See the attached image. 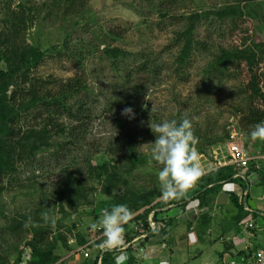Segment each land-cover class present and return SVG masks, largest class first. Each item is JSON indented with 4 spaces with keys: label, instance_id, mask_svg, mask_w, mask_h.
I'll list each match as a JSON object with an SVG mask.
<instances>
[{
    "label": "rangeland",
    "instance_id": "obj_1",
    "mask_svg": "<svg viewBox=\"0 0 264 264\" xmlns=\"http://www.w3.org/2000/svg\"><path fill=\"white\" fill-rule=\"evenodd\" d=\"M162 4L161 0H0V70L7 68L4 56L15 65L22 56L39 49L45 58L37 70H32L35 78L49 82L47 87L56 91L61 82L80 76L89 88L75 100L87 97L89 115L77 138L71 130L60 133L59 123L54 122L47 128L49 139L34 150L36 142L25 134L32 128L42 131L49 124L44 110L22 114V122L12 127L16 137L10 134V143L21 146L14 157L16 170L0 176V259L5 263H13L23 251V264H28L27 244L46 228L48 242L57 248L62 260L67 259L78 245L74 235L91 238L96 229L90 225L105 209L127 205L132 194L155 193L154 204H166L156 211L165 213L160 217L168 222L170 233L154 239L159 243L154 245L150 264H160L162 252H167L169 264H180L182 257L183 264L187 258L189 264H204L200 255L214 254L207 252L209 245L220 242L230 230H241L242 222L232 219L228 201L218 202L217 195L205 204L192 200L183 213L178 206L173 210L168 207L174 200L161 199L159 166L150 160L149 144L155 141L150 123L166 119L192 120L203 175L226 161L227 143L233 133L252 157H263L251 163L243 181L246 185L232 183L219 195L224 199L233 194L243 200L249 194L248 205L263 213L264 153L261 139L250 138L254 126L245 120L250 108L244 93L246 69L235 64L219 68L216 59L223 50L237 45L254 48L264 41V0L169 4L167 9L172 14L165 17L157 8ZM227 6L241 10L244 17L219 19L216 13ZM187 29H192L195 44L189 64L177 72L181 50L177 37ZM105 48H118L131 56L115 69ZM148 61H156L160 69L137 74L136 67ZM261 71L264 73V63ZM128 73H132L131 82L125 84ZM20 89L25 90L21 81L10 88V93ZM126 108H132L133 113L124 115ZM225 135L227 139L220 142ZM132 146L140 163L130 158ZM88 165H92L91 171ZM100 166L108 173L96 171ZM73 179L82 187L76 194L72 192L78 189L72 187ZM170 211L179 214L170 217ZM210 230L215 235H208ZM256 231L264 235V219L258 216ZM62 237L67 238L69 249ZM133 258L134 264H145L140 257ZM223 260L221 255L206 262L222 264Z\"/></svg>",
    "mask_w": 264,
    "mask_h": 264
},
{
    "label": "trees",
    "instance_id": "obj_2",
    "mask_svg": "<svg viewBox=\"0 0 264 264\" xmlns=\"http://www.w3.org/2000/svg\"><path fill=\"white\" fill-rule=\"evenodd\" d=\"M162 5H158V12L161 16L165 17L172 14L168 11L167 6L169 4L176 5L186 2H193L194 0H161ZM166 6V7H165ZM182 6V5H180ZM251 14V13H249ZM219 19L228 20V18H242L244 14L241 10L235 9L232 6H227L224 10L218 11L216 13ZM185 40V46L183 47V41ZM177 42L181 46L180 54L176 59V71L179 72L183 67L187 66L191 59V51L194 41L192 39V29H187L184 33H181L177 37ZM68 43H66L67 45ZM108 59L111 60L113 68L118 69L120 63L129 60L131 53H127L118 48H105L104 50ZM44 53L39 49H33L29 56H22L18 63L14 65L12 60L4 56L7 68L6 70H0V176L10 175L16 170L15 155L17 154V149L20 144H11L9 140V135L13 134L16 137L15 129L12 128L16 124H20L23 120L22 114H32L37 113L38 110H44V115H48L49 124L45 125L43 130H36L32 128L29 130L25 137L28 140H33L36 142L33 149L38 150L40 145L45 143V139H49L48 127L54 122L59 123L60 133L70 132L73 133V137L77 138L79 136L78 132L81 130L83 124L87 122L88 119V105L85 99L87 97H82L75 100L83 93L89 92V88L85 80L80 76H75L69 78L64 83L61 82L60 86L56 91L54 89L48 88L49 82L42 81L41 79L35 78L32 70H37L41 61L44 59ZM264 63V41H259L254 48L244 47V45L234 46L231 50H223L221 54L216 59V65L220 68L228 67L231 64L239 66V68L244 67L246 69L245 75L247 76V83L245 85L244 92L247 95V103L249 105L248 115L246 116V123L248 126H255L260 122H264V85L263 77L264 73L261 71V64ZM156 61H148L143 65L136 67L137 74L142 71H151L154 69H160ZM119 72V71H118ZM132 73H128L124 79L125 84H130ZM21 81L23 88L19 91H13L10 93V88L17 85ZM27 83L29 86L26 87ZM90 96V95H89ZM22 99H28L27 101H22ZM43 115V116H44ZM64 117L68 121L67 123H61L56 121L51 117ZM51 132V131H50ZM227 139L225 135L220 142H224ZM39 143V145L37 144ZM219 141H216L217 143ZM262 149L264 153V140H261ZM130 158L134 163H140V159L135 153V147L132 146L130 149ZM89 164V163H88ZM92 165H88V170L91 171ZM98 172L101 174L108 173V170L104 166L97 167ZM237 171L234 167L224 166L220 167L206 175H203L195 184L198 185L197 199L205 204L206 201L210 200L213 196H216L221 192L223 185L230 182H237L246 185L242 180H235L234 176ZM72 187H78L77 190H72L75 194L81 190V186L78 184L77 179L70 181ZM194 184V185H195ZM132 199L127 201V206L130 205L133 218L132 221L125 225V230L127 226L132 227L133 223L138 225L142 222L143 227L146 231H149V215L158 209H163L166 206L165 203L160 202L157 204L155 200L157 198L156 194H151L148 196H138L132 194ZM183 207L187 206V199L184 198ZM234 204L240 208L244 201L239 200L236 196L232 197ZM181 201L174 200L173 204H179ZM163 213H156L154 216V221L156 222V230L150 233V238H159L161 236H166L169 231V224L165 219H159ZM132 225H130V224ZM75 228V225L72 229ZM16 228H12L15 231ZM49 229H44L41 231L39 237H35L30 241L27 246L30 249V261L28 264H55L61 260L57 253V248L48 242L47 235ZM133 231L125 234V244L132 241ZM78 238V245H84L87 241L85 238L74 235ZM65 247H68V240L65 237L61 238ZM103 240V239H102ZM101 240V241H102ZM101 241L96 244L99 245ZM146 242L142 241L140 246H145ZM244 252L240 253L243 254ZM248 253V252H247ZM113 261L112 252L105 255V263ZM88 263V262H87ZM0 264H8L0 259ZM11 264H23V251L19 252L16 260ZM65 264V263H61ZM90 264V263H88ZM126 264H134V258L130 257Z\"/></svg>",
    "mask_w": 264,
    "mask_h": 264
},
{
    "label": "clouds",
    "instance_id": "obj_3",
    "mask_svg": "<svg viewBox=\"0 0 264 264\" xmlns=\"http://www.w3.org/2000/svg\"><path fill=\"white\" fill-rule=\"evenodd\" d=\"M133 113L132 108H126L124 115ZM155 135L151 145V162L159 166L157 180L159 182L161 199L164 201L178 200L201 178L204 168L201 164L197 145L198 137L193 131L191 119H166L150 123ZM251 140H264V122L256 124L250 132ZM132 218V211L126 204H116L110 210L105 209L98 221L90 225L92 230L98 227L102 230L103 240L98 245L100 249L118 250L115 264H126L128 256L124 250L125 225ZM55 223L54 219L52 221ZM160 264H169L167 259H161Z\"/></svg>",
    "mask_w": 264,
    "mask_h": 264
},
{
    "label": "crops",
    "instance_id": "obj_4",
    "mask_svg": "<svg viewBox=\"0 0 264 264\" xmlns=\"http://www.w3.org/2000/svg\"><path fill=\"white\" fill-rule=\"evenodd\" d=\"M221 167H224V166H221ZM248 174H249V172H247V175ZM247 175H246V178H247ZM232 183L233 184H239L237 182H230V183L224 184L221 192L217 194V197L219 199L218 202H220L222 200L223 201H225V200L228 201V203H229V207H227L228 208V212L230 211V213L232 214V219L236 220L238 223L242 222V228H241V230H238V231H235V230L228 231L225 234V236L223 237V239L220 240V242L217 241L218 244L220 243L219 247H214L215 245H217V243L214 246H212V244L209 245L210 249H208L207 252H209L211 250L214 254H210L209 256L204 255V253L201 254L200 257H199L200 258L199 260L201 261V259H202L203 261H205V262H203L204 264H211V263H207L206 262V261H208L210 259V257H212V258L215 257V261H216L219 257H221V255L224 256V259L227 258L228 257V253L232 254L231 256H234V255H239L242 252H244L243 254H246L248 251L252 252L254 250H258V249L264 248V235H260L256 231V217L258 216V217H261V218L264 219V211L263 210H259V211H263V213L260 214L257 211L258 209H254V208H252L251 206L248 205V200L250 199L248 197L249 194L246 195V206H245L244 202H243L242 205L239 202V205L241 206L240 208H238V206L236 204H234V202L232 200V197L236 196V195L230 194V196L228 198L222 199L223 198L222 196L219 198V195L221 193H223V191L225 190L226 186L228 185V187H231ZM198 188H199L198 185H196V184L193 185L192 188L189 191H187V193L182 198L178 199L179 201H181L179 204H173L172 203L168 207H171V210H173L174 208H176L178 206L179 208L177 210L179 211V213H183V209L187 208V206L183 207V200H185L184 198L187 199L188 203L191 202L192 200L199 201L197 199L198 193H196V191L198 192ZM211 200H212V198H211ZM208 201H206V202L208 203ZM198 203L200 205V201ZM187 205H189V204H187ZM174 206H176V207H174ZM246 208H248L249 210H246ZM220 209H222V208L220 207ZM179 213L178 212L172 213V211H170L168 214L171 217V216H173L175 214H179ZM168 214H166V215H168ZM163 215H165V213H163L161 216H163ZM202 218L206 219V217H202ZM159 219H162V218L159 217ZM252 222L255 223L254 224L255 228H250L249 227V224L252 223ZM247 228H248V230H246ZM132 231H133L132 227L128 226V228L125 231V234H127L129 232H132ZM211 232L212 231L210 230L208 235H215L214 233H211ZM250 232L253 233V234L250 235ZM92 237H93V235H92ZM220 237H221V235H220ZM88 239H90V236L88 237ZM150 239H151V241L149 242L150 246H154L157 243H159L157 241L158 240L157 238H153V239L150 238ZM154 239H157V240H154ZM110 251L114 253L117 250L116 249H112ZM154 252H155V250L153 248V251L150 252L148 254V256H146V258H145V256H143V258H142V256L139 255V253L137 254V253H134L132 251V252H130L131 256H129V257H140V259L143 260L145 264H150L153 261V256L152 255L154 254ZM117 254H115V256ZM167 255H168L167 252H165V254L162 252L160 257H161V259H167L166 258ZM213 255H214V257H213ZM60 261H61V263H65V264H88L87 261L84 260L81 255H79V254L72 255V251H70V253H68L67 259H63V260L61 259ZM189 263H190V259L187 258L186 259V264H189ZM180 264H183V257L181 258ZM201 264H202V262H201Z\"/></svg>",
    "mask_w": 264,
    "mask_h": 264
},
{
    "label": "built area",
    "instance_id": "obj_5",
    "mask_svg": "<svg viewBox=\"0 0 264 264\" xmlns=\"http://www.w3.org/2000/svg\"><path fill=\"white\" fill-rule=\"evenodd\" d=\"M228 139V157L224 163H221L220 166H231L234 167L237 171V174L234 176L235 180H242L246 181V175L247 172L250 170L251 163L253 161H257V158H263V157H252L248 152L244 150L243 146H240L238 143V136L236 133H233ZM202 177V176H201ZM244 204L246 206V199H243ZM246 210H249L246 208ZM157 213V211H153L149 217V231H146L143 227V223L141 222L139 225L137 223H133V229L136 232V234H133V239L129 243L124 245V250L127 252L128 259H130L129 256H131L130 252L135 251L139 254H142L143 256H148L147 253L152 252L154 246H150L149 242L150 239V233L154 232L156 230V222L154 221V216ZM138 215H135L133 218L137 217ZM255 223L252 222L249 224L250 228H255ZM94 237L87 240V242L84 245H75L74 249L72 250V255H81L84 260H86L90 264H115V254H112L113 261H110L109 263H105V255L110 250L100 249L97 242L101 241L103 239V233L100 228L96 229L93 234ZM142 241L146 242L145 246H140V243ZM72 242H70V245L72 246ZM118 253V250L116 251ZM114 252V253H116ZM113 253V252H112ZM116 253V254H117ZM55 264H61V261L55 263ZM222 264H264V248L254 250L252 252L246 253V254H239L234 256H228L224 259Z\"/></svg>",
    "mask_w": 264,
    "mask_h": 264
}]
</instances>
